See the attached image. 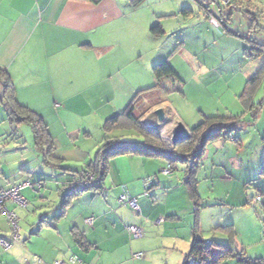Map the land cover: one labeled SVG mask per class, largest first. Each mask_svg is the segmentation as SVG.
I'll return each instance as SVG.
<instances>
[{
	"label": "crops",
	"instance_id": "crops-1",
	"mask_svg": "<svg viewBox=\"0 0 264 264\" xmlns=\"http://www.w3.org/2000/svg\"><path fill=\"white\" fill-rule=\"evenodd\" d=\"M143 1L0 0V68L10 69L9 75L15 86L17 100L47 120L54 144L52 154L61 163H55L56 166L48 165L53 169L54 176L44 175L37 179V182L44 183L45 189L50 188L47 182L54 180L53 188L56 187L61 201L59 206L46 207L40 218L43 224L40 231L47 229L46 233L52 235L51 238L49 236L42 239L46 243L42 251L34 249V246L32 248L35 252L28 249V243L34 244L33 237L25 239L27 243H23L24 246H19L26 249V254H30V257H33L32 254L40 256L43 264H55L57 260L69 263L72 258L81 261L75 264H183L190 253L194 240L192 230H189L185 238L177 233L167 242L162 236L153 235V227H150L149 222L134 217L127 209L121 208L118 212L114 207L121 187L126 186L129 193L138 198L143 218L159 216V213L162 215L160 208L154 213L157 199L150 202L147 195H143L140 180L151 178L153 172L165 167L168 162L164 159L134 155H119L110 159L102 191L82 192L70 201L64 215L55 219L64 200L62 186L77 176L78 170L95 159L90 152L77 147V140L82 139L83 129L86 128L84 120L90 117L109 119L122 113L140 92L157 83L153 67L162 59L153 57L158 49L153 42L155 38L165 34V27L162 23H155V20H127L129 9L136 10ZM157 24L162 26L163 34L155 35L152 32V27ZM250 35L257 43L264 45L261 29L251 31ZM143 52H146V56ZM256 60H263L264 64V55ZM43 86L46 88L43 89ZM31 101H36L37 104L34 105ZM258 103L256 108L260 107L263 111V103ZM160 106L167 107L170 117L172 116L167 102ZM261 111L256 121L252 118L248 120L252 125L244 123L241 129L257 126ZM50 118L51 123L48 121ZM73 118H81L82 124L80 122L76 127L71 124V127L70 121ZM172 122L176 125L179 119L174 117ZM193 127L187 129L191 130ZM260 134L264 139V132ZM88 139L85 137L82 142H87ZM223 141L227 140L220 138L208 141L204 145L203 158L210 147L218 146ZM235 143L241 147L242 138L240 143ZM260 168V174L264 176L263 164ZM12 177L0 176V189L29 181V178L27 180L23 176H19L20 181L17 177ZM157 185L159 184L152 187ZM9 208L14 211L18 206L10 203ZM92 216L96 218L93 231L86 232L85 221ZM175 217L178 218L177 215ZM5 219L0 215V230L7 228L10 231L9 222ZM61 220L63 223H58ZM129 226L143 228L145 237L129 239ZM101 231L107 234L113 231L127 237L121 252L118 248L109 252L113 255L110 259H103L104 256L96 252L101 251L100 241L96 236ZM77 234L83 235L90 244L88 250L78 244ZM201 237L204 239V236ZM1 238L5 236L0 235ZM204 240L217 241L214 237ZM236 241L238 244V240ZM238 246L243 249L242 244ZM16 253L11 254V259L15 260ZM135 254H141V258H134ZM227 260V264L236 263L232 262V258ZM31 262L38 264L34 258ZM225 263L226 260L220 264ZM237 264L243 263L237 261Z\"/></svg>",
	"mask_w": 264,
	"mask_h": 264
},
{
	"label": "rangeland",
	"instance_id": "rangeland-1",
	"mask_svg": "<svg viewBox=\"0 0 264 264\" xmlns=\"http://www.w3.org/2000/svg\"><path fill=\"white\" fill-rule=\"evenodd\" d=\"M197 1L208 6L205 2L207 0ZM197 1L144 0L136 10L130 8L127 16V20H145V22L155 20V23H162L165 27V34L155 38L153 42L158 47L157 54L153 57L162 59L159 63L168 61L178 76L165 80L163 86L168 91L166 99L168 107L172 110V116L167 115V123L163 125L159 136L168 148H173L171 135L175 125L171 121L174 117L186 128L198 125L205 116L213 115L221 118L239 115L244 123L252 125L246 122L251 118V113L242 103L241 96L245 91L247 80L261 70L263 60L249 59L244 52V41L239 37L227 35L222 28L216 26L219 20L216 17L210 20L206 10ZM220 2L223 6L229 5H225L223 0ZM211 4L216 7V9L212 7L216 12L217 6L210 0ZM233 14L236 25L235 28L232 25L233 30L239 31L249 39L248 23L250 20H258L259 25H262L261 34H264V0H236ZM145 53L143 52L144 56ZM3 70L10 73L9 68L4 67ZM45 88L43 86V89ZM4 92V85L0 83V176H15L18 181H20L19 176H23L24 179L29 178L31 183H36L37 179L44 175L54 176L53 169L44 163V152L35 144L32 127L25 122L17 125L11 123L8 117V100ZM252 97L256 103H263V111L261 118L256 122L257 126H248L243 130L237 124L234 132H238L242 138L241 147L231 139L210 147L206 156L199 161L194 175L191 173V163L187 165L179 162L170 176H165L162 172V169L168 167L167 164L161 170L153 172L150 177L154 180L147 177L140 180L144 194L148 193L145 196L150 202L157 199L154 213L156 214V210L160 208L163 211L162 215L159 213V216L143 218L142 213L136 214L129 206L119 202L121 193L117 197L118 205L114 206L116 210L119 212L121 208L127 209L134 217L149 222L150 227H153V235L162 236L167 242L177 233L185 238L189 230H192V233L198 231L204 239L214 237L218 242H223L229 238V232L225 228L234 224L238 244L243 245L246 256L252 259H264V205L261 202H254L258 195L264 194V176L260 174V167L262 164L264 166V139L260 134L264 132V75ZM31 103L37 104L36 101ZM151 104L147 102L139 111V114L143 115L139 116L140 120L144 124L147 123L148 127L155 122L154 111L157 108L169 112V109L160 106L161 104L149 110ZM85 120L91 124L88 125ZM85 120L83 124L86 128L83 129L82 139L77 140V147L82 151L90 152L93 158H96L98 150L105 145L109 137H121L123 142L128 139V141L142 140L140 137H135V133L129 129L116 128L107 132L104 128L107 118L90 117ZM48 121L51 123L52 119ZM80 122L82 124L81 118H73L70 125L76 127ZM231 122L234 121L228 120V123ZM85 131L90 134H86ZM85 137L89 138L88 141L82 142ZM53 160L57 165L61 164ZM195 179L197 195L193 193L192 187ZM47 183L49 189L44 187L39 191V188L36 190L29 188L23 191L28 206L17 205L18 208L14 210L20 219L22 239L9 250H5L0 242V264L29 262L32 264V258L38 264H43L40 256L32 254L33 257H30L29 253L26 254L27 250L19 246L27 243L25 239L33 237L34 244L28 243V249L35 252L32 248L34 246V249L42 251L43 246L46 247L42 239L52 236L46 233L47 229L40 231L43 225L40 218L46 207L59 206L61 201L55 190L56 187L53 188L54 180ZM154 184L159 185L153 188ZM147 185H149L148 191H146ZM262 198L264 202V196ZM138 204H140L139 200ZM95 222L96 218L92 224L85 221L87 225L85 231L92 232ZM58 223L62 224L63 221ZM127 232L129 239L145 237L144 235L137 238L128 228ZM0 235L8 239L12 237L11 227L10 231H7V228L0 230ZM96 236L100 241L101 251H93L101 253L103 259H110L109 257L113 255L109 252L116 248L121 252L127 240L126 236L115 234L113 231L108 234L101 231ZM128 243L130 244L129 240ZM13 252H17L15 260L11 259ZM61 261L63 260L54 263ZM227 262L228 260L225 264ZM232 262L237 264V259H233ZM67 264H73L71 259Z\"/></svg>",
	"mask_w": 264,
	"mask_h": 264
},
{
	"label": "trees",
	"instance_id": "trees-1",
	"mask_svg": "<svg viewBox=\"0 0 264 264\" xmlns=\"http://www.w3.org/2000/svg\"><path fill=\"white\" fill-rule=\"evenodd\" d=\"M94 1L98 2V0ZM205 2H207L208 6H205L199 2L198 3L203 9L206 10L207 17L209 19L216 17L219 20V28H222L227 35L242 39L245 43L244 52L249 59L256 60L264 55V45L257 43L256 39L251 35L249 39H247L245 36L241 35L239 31L232 29V25H234L233 27L235 28V20H233L232 17L234 15L233 8L236 6V0H232L228 6H223L220 0H211V2L217 6L216 12V7L212 6V4L210 5V0ZM212 7H215V9L212 10ZM259 23L260 22L258 20H250L249 32L260 30L262 25H259ZM152 32L155 35H160L164 33V30L160 24H157L152 27ZM153 74L157 81L156 85L147 89L146 91L140 92L138 96H136V98L130 102L125 111L107 119L104 127L107 132L116 128L129 129L131 132L135 133V137H140L142 140L128 141V139L127 141L123 142L121 137H109L108 141L97 153L96 158L82 170H78V175L65 182L62 186L64 200L62 201L60 210L55 216V219L61 218L64 215L66 207L69 205L70 201L82 192L88 190H95L98 192L102 191V185L107 175L108 162L110 159L116 156L134 155L147 158H159L166 160L168 162V166L170 165L172 167H176V164L179 162L187 165L191 163V173L194 175L198 168L199 161L203 159L204 145H206L208 141L224 138L225 140L231 139L237 143H240V134L238 132H234V130L236 129L237 124L242 128L244 125V120L238 116H223V118H221L217 115H213L205 116L201 123L190 130L192 137L189 140L173 146V148L166 147L161 141L159 133L151 131L149 127L140 120L139 116L142 114H139V111H141L144 106H146L147 102L152 103L149 107V110H152L158 105L167 102L166 97L168 95V91L165 87H163L164 81L170 79L171 77L178 76L168 61L156 64L153 67ZM263 75L264 64L260 71L248 79L245 91L241 96L242 103L249 109L251 118L255 121L259 118L258 114L261 110L260 107L256 108L259 103H256L252 96ZM0 83H3L4 85V95L8 100V117L11 123L17 125L19 123L25 122L30 125L32 127L34 141L37 148L44 152V162L47 165L56 166V162H53L55 157L52 154L54 145L53 138L49 132L48 124L45 122L42 116L30 109L27 105H24L17 100L15 96V86L11 81L9 73L7 70H3V68H0ZM166 114L168 115L169 112L166 111ZM243 114L245 115L246 112ZM219 118L221 119L219 120ZM217 119L218 122H216ZM228 120H233L234 122L228 123ZM246 122H248V120ZM88 173L96 174L98 180L88 185L83 183V180L87 178L86 175ZM196 183L197 182L195 179L192 183V187L193 193L197 195ZM32 184L41 185L39 191L44 188V183L42 181ZM258 196H264V194ZM225 229L229 232V238L226 242L205 241L201 235H199L198 231H194V240L191 250L186 256L183 264H190L191 259H194L198 264H220L224 260L230 258L237 259V261L243 264L264 263L263 258L252 259L247 257L244 249L238 246L236 241L237 232L235 231L233 224H230ZM76 241L82 248L87 250L90 248V244L86 242L83 235L77 234Z\"/></svg>",
	"mask_w": 264,
	"mask_h": 264
},
{
	"label": "built area",
	"instance_id": "built-area-1",
	"mask_svg": "<svg viewBox=\"0 0 264 264\" xmlns=\"http://www.w3.org/2000/svg\"><path fill=\"white\" fill-rule=\"evenodd\" d=\"M231 1L232 0H223L225 5L230 4ZM214 19L215 18L212 17L210 20H214ZM216 26L219 27V24L216 23ZM146 125H148V124L146 123ZM175 169H176L175 167H172L169 165L168 167L162 169V172L165 176H168V175H171ZM86 177L87 178L85 180H83V183H85L87 185L98 180L97 175L94 173H88L86 175ZM151 180H154V179L151 178ZM148 186L149 185H147V187H146V191H148ZM29 188L36 190L38 188L40 189L41 185H33L31 182L27 181V182L22 183L21 185L14 186V187H11L9 189H1L0 190V215H4L6 217V220L9 222L11 229H12V237H9V239H7V238H1L0 239V242H1V244L5 250H9L10 248H12L13 245L20 242V239H21L20 227H19L20 219L14 211H11L9 209L8 205L10 203H13L15 205L27 207L28 206V200L24 197L23 191L25 189H29ZM121 189L122 190H121L119 202L122 205L129 206L131 208V210H133L135 213H140L138 198L133 197L129 193L126 186H122ZM146 194H148V193H145L144 195H146ZM254 202L255 203H259V202L264 203L262 196L256 197ZM94 220H95V218L92 216V217H89L86 220V222L88 224H92ZM128 230L131 234H133L137 238L142 237L144 235V230L140 227H137V226H129ZM134 258H137V259L141 258V254H135ZM71 262L73 264L74 263H81V261L78 260L77 258H72ZM56 264H67V263L61 261V262H57ZM190 264H198V263L194 259H191Z\"/></svg>",
	"mask_w": 264,
	"mask_h": 264
},
{
	"label": "water",
	"instance_id": "water-1",
	"mask_svg": "<svg viewBox=\"0 0 264 264\" xmlns=\"http://www.w3.org/2000/svg\"><path fill=\"white\" fill-rule=\"evenodd\" d=\"M156 122L149 125V129L156 133H159L164 124L167 123V114L163 108H157L154 111ZM192 137L191 131L188 130L182 122H178L171 135V143L176 146L180 143H184Z\"/></svg>",
	"mask_w": 264,
	"mask_h": 264
}]
</instances>
